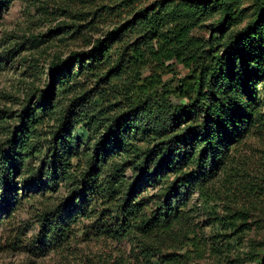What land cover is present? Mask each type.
<instances>
[{
    "label": "trees",
    "instance_id": "trees-1",
    "mask_svg": "<svg viewBox=\"0 0 264 264\" xmlns=\"http://www.w3.org/2000/svg\"><path fill=\"white\" fill-rule=\"evenodd\" d=\"M171 1L139 8L89 49L53 63L51 86L35 104L29 99L23 106L4 142L8 150L0 148V224L24 199H30L25 189L45 194L58 188L60 181L73 178V159L81 154L75 129L82 124L88 131L96 130L112 106L121 104L117 94H122L128 102L95 139L65 201L48 205L38 214L37 243L48 250L69 241L71 222L77 216L73 212L99 202L114 206L118 216L108 217L103 207L98 217L102 220L93 226L95 234L136 240L148 264L158 245L181 243L187 233L183 201L189 191H204L228 160L232 144L258 118L261 97L257 85L264 77V0H254L259 9L253 18L229 33L240 16L235 0H181L204 1L221 12L217 22L221 37L207 43L194 34L201 17L180 11L171 22L165 21L163 10ZM141 18H145L141 25L145 30L130 40L129 31L139 27ZM221 38L225 39L219 51L214 47ZM171 61L189 70L176 89L168 88L159 74ZM146 68L153 71L142 78ZM125 75L129 81L122 92L114 81ZM172 93L186 102L173 105ZM62 98H68V103L58 124L42 139L44 120ZM140 141L155 143L143 151L137 145ZM38 154L39 166L30 167V160ZM118 155L123 162L117 160ZM190 163L199 169L196 176L183 172ZM128 168L134 180H126ZM171 172L179 176L170 194L147 212V204L135 194L139 182H162ZM189 240L194 248L183 255L171 254L166 264H187L186 258L201 256L197 236Z\"/></svg>",
    "mask_w": 264,
    "mask_h": 264
},
{
    "label": "rangeland",
    "instance_id": "rangeland-1",
    "mask_svg": "<svg viewBox=\"0 0 264 264\" xmlns=\"http://www.w3.org/2000/svg\"><path fill=\"white\" fill-rule=\"evenodd\" d=\"M133 1L131 4L127 0H0V148L8 150L4 142L23 106L29 99L35 104L42 92L51 86L54 62L89 49L98 38L131 19L139 8L160 6V0ZM235 1L240 20L236 19L227 33L243 27L259 9L254 0ZM206 5L204 1L185 3L173 0L163 10L162 16L166 22H171L180 11L193 13L195 17H201L195 36L206 43L216 41L221 37L217 28L221 12ZM144 21L145 18L139 19V27L129 31L130 40L145 30L141 26ZM224 39H219L214 49L222 51ZM166 65L169 66L159 69V74L168 88L176 89L179 80L189 70L176 61ZM77 68L75 65L74 69ZM152 71L150 68L142 70L141 77L150 75ZM128 81L125 75L114 82L120 91L126 92ZM257 89L261 101L256 122L239 141L232 144L228 160L204 191L192 188L183 201L187 233L178 244L182 247H170L167 243L158 245L152 264H166L171 254L183 255L188 249H193L189 239L194 236H197L202 253L201 256L186 258L187 264L263 263L264 77L258 82ZM117 96L121 104L112 106L113 110L98 121L96 130L88 131L82 124L75 129L74 136L81 145V154L73 159L74 168L70 172L73 178L60 181L58 188L45 194L33 188L25 189L24 193L31 195L30 199H24L9 216H5L0 224V264H148L136 240H114L95 234L93 226L102 220L98 217L103 207L107 208L108 217L118 216L114 206L101 202L88 210L73 212L77 216L71 222L72 237L69 241L48 250L37 243L40 234L38 214L48 205L65 201L86 165V156L92 152L95 139L104 133L111 117L122 111L124 107L121 105L128 102L122 94ZM170 100L175 106L186 102L175 93ZM67 103L68 98H62L55 112L46 117L41 127L42 139L48 137L58 124L61 110ZM154 143L140 141L137 145L144 151ZM117 160L124 161L120 155ZM39 164L38 154L30 160L29 166L36 168ZM183 172L196 176L199 169L195 163H190ZM178 176L171 172L162 182H139L135 194L147 204V212L154 209L158 201L167 199ZM125 177L127 181L134 180L130 168L126 170Z\"/></svg>",
    "mask_w": 264,
    "mask_h": 264
}]
</instances>
